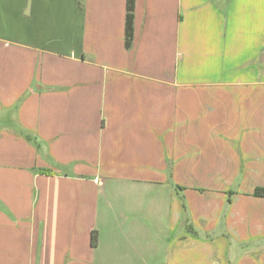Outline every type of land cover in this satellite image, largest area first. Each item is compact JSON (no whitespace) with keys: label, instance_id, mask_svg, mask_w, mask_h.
Wrapping results in <instances>:
<instances>
[{"label":"crops","instance_id":"obj_1","mask_svg":"<svg viewBox=\"0 0 264 264\" xmlns=\"http://www.w3.org/2000/svg\"><path fill=\"white\" fill-rule=\"evenodd\" d=\"M126 13L0 0V264H264V0Z\"/></svg>","mask_w":264,"mask_h":264},{"label":"trees","instance_id":"obj_2","mask_svg":"<svg viewBox=\"0 0 264 264\" xmlns=\"http://www.w3.org/2000/svg\"><path fill=\"white\" fill-rule=\"evenodd\" d=\"M132 10H133V0H127V13H126V23H125V44L130 45L132 40ZM94 237L92 242H94Z\"/></svg>","mask_w":264,"mask_h":264},{"label":"rangeland","instance_id":"obj_3","mask_svg":"<svg viewBox=\"0 0 264 264\" xmlns=\"http://www.w3.org/2000/svg\"><path fill=\"white\" fill-rule=\"evenodd\" d=\"M193 172L195 173L196 171H195V170H193Z\"/></svg>","mask_w":264,"mask_h":264}]
</instances>
